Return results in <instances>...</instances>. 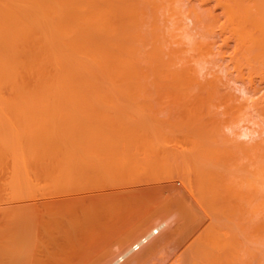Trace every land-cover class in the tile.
Masks as SVG:
<instances>
[{"label":"bare ground","instance_id":"6f19581e","mask_svg":"<svg viewBox=\"0 0 264 264\" xmlns=\"http://www.w3.org/2000/svg\"><path fill=\"white\" fill-rule=\"evenodd\" d=\"M85 86L86 87H88V86L89 87H93V86L104 87L105 86V88H106V86L142 88L143 92H139L138 90L136 92L135 91L134 92H129V91L125 92L126 95L128 94L130 96L137 97V98H138V96L140 97L141 95H144L145 97L149 98L152 91L154 93V96H155V94H158L160 96L162 93H164L161 90V88H164V87H165L166 94L164 93L162 95V97L164 95H166V97H169L168 93L170 91V88H172L171 92H170V94H171L170 96L173 95L172 97H175L177 95V93L178 94L180 93L182 95V98L185 97L182 99L183 101H184V99L186 101L188 98H190L189 99L190 102H191V99L193 100L192 102H194V100H195V101L199 102V105L201 103V105H203V107H205L204 103L206 105L207 104L209 105V102H212L214 100H219L222 103L224 102L225 105H223V104L222 105L224 106V108H226L224 110L225 113L229 114L230 117H232L233 119L234 118H236V119L240 118L241 119L242 117L247 118L246 117L247 115L251 116V118L247 121L248 122L250 121V123H251L252 122L251 119L253 120L252 123H254V127L253 128L249 127L253 130V132L251 130V133L250 132L248 133L247 132L248 130L242 129L243 131H242V133H240L241 130L236 129L235 130L236 132H234V130L232 131L233 134L231 133L232 134L231 136L226 135V133H225L224 135H222V137L220 139H218L217 138L218 136H215V135L217 134V132L220 131V129H219L220 128V121L222 122L223 119L221 120V117L224 116V114L219 118L220 119L218 122L219 125L216 124L219 126V128H217L218 126L216 127L217 132L215 131L214 128H213L214 130H212V131H215V133H211V131H209L208 128L206 129L205 128L206 125L201 127L200 125H203L202 123L204 122L203 121L202 123H200L202 120L201 119L202 116L199 118V114L198 115L195 114L194 118L196 120L197 131L194 130V133L191 135H188V136L183 135L184 141L182 142L183 152L185 151L184 153H182V155L186 154L184 156L185 159H186V157H187V159H189V160L186 159V161L191 162V159H192L193 162H191L190 165L187 162L188 164L186 166H187L188 172H184L182 170L183 173H181L179 171L180 169L176 170L175 172H176V174H182L183 175V177L187 181V184L189 185V187L188 186L187 187L191 189V192L196 196L195 199L197 198V200L201 203L200 205H204L206 207H208V205H210L209 208L212 207V209H213L212 211H215V209L213 207L217 206V211H218V212H216V214H217L221 210L219 205L224 204V202H226L227 199H229V198L230 199L228 200V203H230L232 201L231 197L233 198V196H234L233 200L235 198L238 199L237 197L240 196L239 192H237L238 188L236 190V195L238 193L237 197L235 196V191H234L233 195H230L233 193V190L235 187L234 188L232 187V184L229 183V180L228 181L226 180L227 184H226V182L223 183V181L225 180L224 173L226 172V175H227V171H226V168L228 167L227 164L231 165V162L229 163L228 158H231L232 156L229 157L228 154H230L233 150L234 151H241V152H243L242 154L245 153L244 155H246L248 157V159L246 156H245V158L249 162L245 160L244 164L248 163V165L246 164V167L249 168V166H250L252 168L251 171H250V169L246 168L247 172L246 171L245 172H246V175L248 174V172H252L249 174L252 175V176H250V178H252V180H250V182L253 181V184H250V182H248V183L246 182L245 184H243V186L244 185L246 186L247 184L254 186V189H253L251 186L248 185L249 189H250V187L252 188L251 191L255 190L254 191L255 196H253V199H252L253 205H251V204L250 205L254 206L253 207L254 210L253 209H251V210L257 212L256 214H255V212L254 213L252 212V214H255L256 216H258V217L254 216L255 219L253 220V221H255V223L258 220V224L256 225V226H258L257 227L258 230L255 231L256 226H254L255 227V230H253L254 232L251 231V234H252V232H253V234H256V232H257L256 238H253V239L256 240L255 242H256V246H257L256 251L258 253V258H257V253H256L255 254L256 256H254V260H257L256 263H250V264H264V0H0V168H2L5 165L9 166V163H10V165L12 164L11 166H9L10 169L12 170V172H10L11 176L9 173V177H11V179H10L11 181L13 180L12 182H14V185H15V181L19 182V183L27 182V184L32 183V185L34 184V186H35V184H37V188L41 185V189H44V190L45 189L50 190L51 186L58 185V184H59L58 185L59 187L57 186V189L60 187L62 189L64 187L63 185H65V187L67 186V188H69V186H73L72 184H73V182L75 183V181L73 180L74 178L72 179V177L74 176L75 172L72 175L71 172H73V171H71V166L74 165V167H77V168L80 167V166H78L79 165V163H78L79 157L74 158L75 161L78 160L75 162L72 157H73V154H74V156L76 154L72 153L70 151L68 152L69 149L67 147L75 146L74 148H77L79 146L78 145L79 141L76 140L77 136H79V135L74 136L73 134H80L79 128H80V126L84 127V124L81 123L80 121H76L74 119V117H76V119L81 120L80 117L75 116L77 109L80 107L79 106L80 104H78V108H77L76 104L80 103V101H81L80 98L83 97L81 92H84L83 89H86V88H82V87H85ZM167 87H168V89H167ZM237 87L241 88L242 90L238 89ZM145 88H152V89L160 88L161 93L158 91V89H157V91L159 93L156 90H152L150 92H145V90H146ZM233 88H237L238 90L243 92V95L242 96L241 95L238 96V94L236 95V92L232 91ZM91 90H93V89H91ZM91 90L90 91L88 90V91L91 92ZM167 90H169V91H167ZM155 91H156V93H155ZM111 92H113V91H111ZM92 94H95V93H92ZM122 94L123 93L120 92L121 96H122ZM180 94H179V96H180ZM91 95H87V96H91ZM100 95H101V93H100ZM120 95H118V96L120 97ZM147 95H149V97ZM144 96H142V97H144ZM84 97H85V94H84ZM155 97L159 101L161 99L163 101V99H164V98L159 99L160 97L158 98L157 95ZM83 98H81V99H83ZM122 98H123V96H122ZM122 98H121V100L124 101V99H122ZM147 98L145 100H148ZM143 99L144 98H142L141 101ZM165 99L167 101H165V100L164 101L168 103V99L167 98H165ZM178 99H176V101ZM86 101H87V99H86ZM149 101H151L150 98H149ZM162 101H160V103H162ZM171 101H173V100H171ZM96 102H98V101H96ZM136 102H138V100H136ZM151 102L153 103V101H151ZM177 102H176V104H177ZM86 103H89V101ZM86 103H84V104H86ZM146 103H148V102H146ZM160 103L158 104V102H157L156 103V104H158L157 106H159ZM91 104H93V103H91ZM124 104H125V102H124ZM126 104H129V103H126ZM164 104H161V105H163V108L165 107ZM170 104H171L170 105V109H171V106H173L175 104H173V105H172V103H170ZM179 104H181V103H179ZM105 105H106V103H105ZM182 105H183V103L178 108H175V106H174V113L176 115H172V116L175 117L179 114H180L179 117L181 116L180 112H181V110H184V109H183V107L181 110L179 108H181ZM157 106H156L157 110H160L162 108V107L160 108V106H159L160 109H158ZM86 108H88V105ZM139 108H141V107H139ZM156 108H154V110H156ZM208 108H207V110L209 111L210 106ZM134 109H137V108H134ZM177 109L180 110L178 113L176 111ZM85 111L88 112V110H85ZM105 111H107V110H105ZM105 111L103 110L104 113L101 112V114L104 115ZM131 111H133V110H131ZM167 111H169V110H167ZM171 111L168 112V115L171 113ZM118 112H119V110H118ZM124 112H127V111H124ZM147 112H149V111H147ZM212 112H213V109H212ZM90 113H92L91 110H90ZM134 113H136V112H134ZM189 113H190V111H189ZM222 113H220V114H222ZM159 114H160V112H159ZM137 115H138V113H137ZM156 115H158L157 111H156ZM160 115H162V113ZM70 116H74V117L71 118ZM100 116L102 117V115H100ZM100 116L98 115V119L96 117V120L99 121V122L97 121V124L102 123L100 121V118H99ZM189 116L191 117V115H188V117ZM196 116H198L197 118H199V119H196ZM116 117L119 118V113H118V116H116ZM134 117H137V116H134ZM188 117L187 118L185 117V118L188 120ZM206 117L209 119V117L207 115H206ZM132 118H133V115H132ZM159 118L162 121H164L163 119H165V117L162 118L161 116H159ZM65 119L70 120V121L73 119L75 122L71 123L68 121V123H67L65 121ZM103 119L105 120V118H103ZM112 119H113V116L111 117V120ZM166 119H165V121H166ZM94 120H95V117H94ZM94 120L92 119V122ZM109 120H110V117H109L108 121ZM123 120L121 119L122 122H123ZM133 120H134V118H133ZM146 120L148 123V119H146ZM172 120H173V118H172ZM203 120H204V118H203ZM225 120H223V121H225ZM81 121H84V120H81ZM197 121L200 125L197 123ZM94 122H96V121H94ZM124 122L128 123L129 121H124ZM182 122H184V120ZM189 122H190V120H189ZM78 123L79 124L81 123V125H78ZM85 123H87V122H85ZM127 123H125V124L127 125ZM149 123H151V122H149ZM152 123H153V121H152ZM237 123H238V121H237ZM132 124H133V122H132ZM191 124H193V121ZM191 124H189L188 127H190ZM76 125H77V127H76ZM103 125H105V124H103ZM103 125L101 124V126H99V124H98L99 128L102 127L101 132L99 131V133L102 134V136H101V135H98V133H97L98 130L93 131V129H96V127L93 126L94 128L92 129L91 128L92 124H90L89 129H92V132L90 130H88V132L90 131V133H94L95 135L93 134V136H92V134H91V136H90V134H89V137H87L86 141L90 140L91 137H93V138H94V136L96 137V134H97L98 135L97 138L99 136L102 137L101 141L98 142L99 144H101V146L99 145L98 147H102L105 144H106L105 146H107L108 143H106V141H105V144L102 145L104 143L102 141L103 138H106V137H103V133H102V129L104 128ZM119 125L121 127V123H119ZM183 125H184V123H183ZM183 125H182V127H183ZM226 125L228 126V124H226ZM244 125H246V124H244ZM244 125H242V126H244ZM85 126H86V124H85ZM135 126L136 125H134V127ZM214 126H215V124H214ZM230 126H232V125H230ZM107 127L108 126H106V128ZM86 128L87 127H85V129ZM106 128L104 130H106ZM117 128H116V130H117ZM122 128H123V126H122ZM135 128L133 129V126H132L133 130H135ZM153 128H154V126H153ZM166 128H167L166 129V131H167L168 127H166ZM170 128H172V127H170ZM173 128H175V127H173ZM190 128H194V124ZM198 128H202V129L198 130ZM109 129L106 131H109ZM129 129L127 128V130H129ZM139 129L140 128H138V130ZM164 129H165V127H164ZM228 129L229 128H227L226 130H228ZM238 129H240V127ZM245 129H247V128H245ZM77 130H79V133L76 132ZM112 130H111V132L114 131V130L113 131ZM133 130H132V133H130V138L131 137L133 138L134 135H135L134 138H137V136L139 137V135H141V137H142V135H144L146 137L147 134H149V133L146 134L145 131L140 132V130H139V133H137V135H136V132H138V130L134 131L135 133L133 132ZM153 130H152V132H153ZM183 130H185V129H183ZM86 131H87V129L84 131L85 132L84 135L87 136L88 132H86ZM122 131H124V129H122ZM130 131H131V129H130ZM206 131H207V133H206ZM228 131H230V130H228ZM237 131H239V132H237ZM115 132L117 134L119 131L118 132L115 131ZM142 132L143 133L145 132V133L142 134ZM221 132H219V133H221ZM230 132L228 134H230ZM208 133H209V135H208ZM121 134L124 135V139H125V135L126 136L129 135V132H128V134L127 133L125 134L123 132ZM212 134H214V135H212ZM241 134H242V137L243 136H245V137L247 136V138H248V136H249V138L251 137V140L249 139V142H247L248 140L247 141H241L239 139V137H240L239 135H241ZM80 135H83V134H80ZM84 135H83V137H84ZM113 135H114V133H113ZM218 135H221V134H218ZM104 136H106V135H104ZM110 136H109V138L112 137V136L111 137ZM209 136L211 138L212 137H215V138L211 139V138H209ZM74 137H76V138H74ZM85 137L79 138V140L80 141L85 140ZM119 137L116 136V139H118ZM127 137L129 139V141L127 138L125 139L127 142L124 140V142H126L125 146H128L129 149H134V148H132L133 146L130 148V144H132V142H131L132 139L130 141L129 136H127ZM176 137H179V136H176ZM93 138H92L91 142L87 141V143L93 144V140L95 139V138L94 139ZM63 139H65V140H63ZM98 139H95V141L96 140L98 141ZM112 139H111V141H112ZM120 139H121V137H120ZM137 139H136V141H137ZM142 139H144V137ZM71 140H73V141H71ZM121 140H123V137ZM158 140H159V138H158ZM133 141L135 142V139ZM100 142H102V143H100ZM113 142H114V140H113ZM128 142H131V143L129 144ZM149 142L150 141H148V143ZM160 142H162L161 139H160ZM81 143H84V142L81 141ZM87 143H85V144L88 145ZM98 143H97V145H98ZM163 143H164V141H163ZM164 144H168V143H164ZM117 146L118 145H115V149L117 148ZM154 146H156V144ZM66 148H67V150H65ZM106 148L109 151V148L108 147H106ZM119 148L121 149V147H119ZM128 148L126 150H128ZM63 149L65 152L63 151ZM77 149H79V148H77ZM110 149H111V147H110ZM117 150H119V149H117ZM121 150L124 151L123 154L126 153V157H127V152H125L126 150H123V149H121ZM150 150H151V148H150ZM110 151H111L110 153H112V149ZM66 152H68L67 154L68 155L70 154V155L69 156L67 154L62 155V153L65 154ZM89 152H90V150H89ZM89 152H88V155L90 154ZM91 152L93 153L94 151H91ZM113 152H115V151H113ZM144 152H145V150H144ZM119 153H121V152H119ZM132 153H133V151H132ZM6 154H9L10 158H9V155H6ZM60 154H61V156H63L62 158L60 157ZM71 154H72V156H71ZM93 154L95 157H96V155H98L95 152ZM112 154H110V155H112ZM135 154L137 155V153H135ZM90 155H92V154H90ZM99 155L97 156V159L99 158ZM101 155L103 157V153ZM104 155L108 156V157H113V155L112 156L106 155V154H104ZM230 155H232V154H230ZM118 156H117V158H118ZM83 157L84 156H81V158H83ZM241 157H244V156L241 155ZM106 158H104V160ZM117 158L114 157V158H110V159L115 160ZM137 158H135V159H137ZM139 158H140V156H139ZM101 159H103V158H101ZM110 159L107 158V160H110ZM94 160L96 162V159H94ZM104 160H103V162H102L103 164L101 166L105 167V165H104L105 161ZM120 160H124V159H119V160L117 159V161H114L115 163L112 160H110V161H111V163L113 162L114 165L115 164L119 165V164L123 163V161L121 163ZM110 161H109V164H110ZM118 161H120V162H118ZM138 161H140V159ZM117 162L119 164H117ZM76 163H77V166H75ZM135 163H137V162H135ZM240 163H243V162H240ZM107 165L108 164H106V167H107ZM108 166L112 167V164H110ZM122 166L124 168V165H122ZM134 166L132 165L131 167L132 168L134 167V169L136 170L137 166L136 165H134ZM111 167H109L111 169V171L115 168L113 170V172H115L116 169L117 170L119 169L118 171H120V168H121V167L116 168V166H115L114 168L112 167L113 168L112 169ZM131 167H130V169H131ZM85 169H86V167H85ZM137 169H139V168L137 167ZM228 169L230 170L229 167H228ZM237 169H239V168H236V170ZM242 169L246 170L244 168H242ZM3 170H4V167H3ZM3 170L0 169V172H3ZM80 170H83V169L79 168V171ZM109 170L107 167V171H109ZM229 170H228V174H231L230 173L231 171L229 172ZM243 170H242V172H243ZM85 171L87 172V170H85ZM169 172H171V171H169ZM1 174H0V178L4 175V174H2V175ZM232 174H234V172ZM236 174H237V172L235 173V176L240 177L239 174H237V175ZM240 174L242 177L243 173H240ZM243 175H245V174H243ZM90 176H92V175L90 174ZM98 176H99V174H98ZM137 176H138V174H137ZM230 176L231 175H229L230 179L232 177H234V176H232V177H230ZM248 176L249 175H247L245 179H247ZM68 177H71L72 180L68 181L67 180ZM78 178H76V179H78ZM98 178H100V177H98ZM148 178H149V176L147 177V180H148ZM3 179H4V177H3ZM81 180H83V179H81ZM92 180H93V178H92ZM119 180H121V179H119ZM243 180H244V178H243ZM3 181H2V183H3ZM64 181H66V182L68 181L67 183H69L70 185L69 184L66 185L64 183ZM246 181H248V180H246ZM100 182H102V181H100ZM133 182H131V180H130V183H133ZM238 182H240V181H238ZM222 183H223V185H222ZM21 184H20V186L24 185V184H22V185ZM38 184H40V185H38ZM29 185H31V184H29ZM2 186H4V185H2ZM113 186H115V185H113ZM229 186H231L232 188L231 187L229 188ZM14 187H13V189H14ZM222 187L223 188L225 187V188L223 189ZM226 187H228V189H227L228 192L223 191V190H226ZM237 187H238V184H237ZM52 188H51V190H55L56 187L54 189H52ZM8 189H11V187H9ZM22 189H24V188H22ZM41 189H40V191H41ZM71 189H73V188L71 187ZM229 189L230 190L233 189L232 191H230V194H228ZM65 190H66V188H65ZM177 190H178V188H177ZM182 190L183 189H181V192H183ZM185 190H184V192H185ZM6 191H7V188H6ZM6 191L4 193H6ZM59 191H60V189H59ZM8 192L9 191H7V193ZM181 192L179 190L177 191L178 194H181ZM13 193H15V192H13ZM21 193H22V196H24V198H25V193L23 192V190L21 191ZM21 193H20V195H21ZM138 193H137V196H138ZM170 193H171V191H170ZM159 194H161V193H159ZM174 194H175V191H174ZM174 194L173 193L168 194L169 199L170 198L173 199L174 197H170V195L174 196ZM243 194H244V192H243ZM250 194L253 195L254 193L251 192ZM48 195H47V198H48ZM166 195H167V193H166ZM134 196L136 197V195H134ZM161 196H163V195H161ZM248 196H249V194H248ZM248 196H246V197H248ZM10 197H9V201H12V199L10 200ZM165 197L166 196H164V198ZM220 197H222L221 200L219 199ZM13 198H15L14 200L16 201L18 198V194L15 195V197H13ZM19 198L22 199L21 197H19ZM19 198H18V200H20ZM68 198H66V199H68ZM75 198H77V197H75ZM81 199H84V198H81V197L77 198V199L72 198L69 200H63L62 199L61 201L59 199V201L55 200V202H53L52 200L51 201L48 200V201L43 202L42 205L46 211L45 214H47V217H48V219H46V220H48V223H47L48 227H46V226L45 227L49 229V228L53 227L52 224L57 225V223H58V225H57L58 227H59V224H60V227H62V225L64 224V221L62 223L61 222L59 223L56 221V216L57 215L59 216V214H60V216H59L60 218H58L57 220L62 221L61 218H64L63 217L64 213H66L65 216L68 215V212L72 213V215H73V214H75L73 212L76 209H78L80 211H83L84 209H86L85 211L90 212L89 209L87 210V208H89V206L87 208H84L86 206L83 205L84 200H81ZM114 199H115V197H114ZM131 199H132V197H131ZM166 199H168V197ZM224 199L226 201H223V203H222L221 201ZM115 200L117 202V199H115ZM137 200H139V199H137ZM215 200L216 201L219 200V202L221 204L219 202H218L219 205L216 204L217 202ZM3 201H5V200H3ZM116 202H115V204L117 206H121L120 203L118 205ZM142 202L145 203L144 200ZM174 202H175L174 204L176 206V202H178V201L175 199ZM189 202L190 201H188V204L186 202L185 203L187 205H189ZM94 203H95V201H94ZM126 203L130 204V202H128V201H126ZM138 203H139V201H137V204ZM178 203H180V202H178ZM182 203H180V204L182 205ZM231 203H233V206H235L233 201ZM137 204H136V209L139 208V207H137ZM225 204L222 205L221 207L222 208L226 207ZM42 205H40V208H38V205L36 206L37 209H39L38 210L39 212L41 211L40 209L42 208ZM82 205H83V208H80ZM111 205H113V203H111ZM111 205L108 204V206H110V210H111ZM123 205H125V204H123ZM18 206H19V209H17L18 207H16V209L21 210L20 204ZM108 206H107V208H109ZM113 206H112V209L114 211V209L116 207L113 208ZM127 206L129 207L130 205L127 204ZM161 206H162V204H161ZM163 206L166 207L167 205H163ZM179 206L180 205H178V207ZM23 207L24 206L22 205V208ZM124 207L126 208V206H124ZM132 207H133V205H132ZM134 207H135V205H134ZM141 207H142V205H141ZM178 207H177V209L180 210V208H178ZM218 207L220 209H218ZM0 208H1V206H0ZM14 208H15V206H14ZM3 209L5 211L7 209L9 210L8 206H6V208H3ZM25 209H26V207H25ZM25 209H23V210H25ZM117 209H115V210H117ZM119 209H120V207H119ZM169 209H167V210H169ZM177 209L176 210L171 209V211L172 210L177 211ZM237 209H239V207ZM36 210L34 213H37ZM123 210L125 211L124 208H123ZM127 210L125 213H123V212L116 213L115 212L116 214L113 216H110L112 214H109V213L107 216V214L105 212H100V210H98L100 212V217H98L99 219L103 215L102 213L106 214V217L104 216L101 218V220H102V222L100 221L101 229L97 233H95L96 229H95V231H92L91 234L93 236L89 235L91 237H89V239L88 238L86 239L88 243L84 244L83 246L81 245L80 246L81 248L78 247L75 249V246H74L75 251L72 248L73 253L77 254V256H79L78 254H80V253H83L87 256L90 255L89 258H91L93 256H94V258L100 257V258L104 259V262L100 258L99 259L93 258L94 260L91 258L92 261L91 262L89 261V263L97 264L99 261L101 264H104L105 261H108V259L111 256V253L113 250L112 247L115 246V245L113 246V244H116L119 248H122L126 245L125 246V248H126L127 244H129L134 238L135 239L138 238L135 236L138 235V230H140L141 228L140 229L137 228L139 225L136 224V221L139 222L141 220H137V219H141V218L143 219L144 218V220H145V218L146 219L148 218V217H146L148 215H145V213H144L145 217H143V214L140 211L139 212L141 215H139L138 210H137V215H134V217H133L135 219L131 220L132 215L136 214V211L134 210V208H133V211H131V209H130V211H128V212H132V215H131L130 213H127ZM12 211L13 212L15 211L14 213H16L15 209ZM43 211L44 210H42V212ZM63 211H64V213H63ZM96 211L94 210V212H96ZM134 211H135V213H134ZM223 211H225V210L224 209L221 210L220 214L222 215V213H223V215H224L226 213L225 214L226 216H224V217H226L225 219L227 220L228 216H230V214L228 213L229 211L228 212H223ZM238 211H230V213H232V214L236 213V212L238 213ZM87 212H85V213H87ZM208 212L210 214L212 213L210 211V209ZM9 213L10 212H8L7 216L10 215ZM17 213L19 214V211ZM186 213H184V214L186 215ZM21 214L22 213L20 212V216H21ZM79 214H78V216H79ZM87 214H85V215L87 216ZM89 214H90V216L88 215V217H91V212ZM163 214L164 213L162 212V215ZM168 214L169 213H166L167 216H169ZM172 214H174V213H172ZM181 214L184 215L183 213H181ZM227 214H228V216H227ZM239 214H237V216ZM242 214H243V212H242ZM72 215H70V216L72 217ZM138 215H139V217L141 216V218H138ZM152 215H151V217H153ZM164 215L162 216V218H160V220L165 219V217H167ZM174 215L176 216V214H174ZM14 216L16 217L17 215L14 214ZM41 216H42V214H41ZM43 216H44V214H43ZM43 216H42V218L46 217V216L45 217H43ZM94 216H95V214H94ZM96 216H97V214H96ZM213 216H215V215L214 214L211 215V218ZM21 217L24 218L23 216H21ZM71 217L68 218V216H67L68 219H71ZM215 217L218 218L219 216H215ZM215 217H213V218H215ZM230 217L232 218L234 216L232 215ZM239 217L237 220H240L242 215H240ZM22 218H20V219H22ZM35 218H36V215H35ZM52 218H54L55 221ZM98 218H95V219H98ZM154 218H155V214H154ZM176 218H175L174 222H176V220L179 219V218H177V219ZM211 218H210V220H211ZM217 218H215V220ZM65 219H66V217H65ZM90 219H92V218H90ZM150 219H152V218H149L148 220H150ZM182 219L180 217L179 221H181ZM205 219L207 220V218H205ZM220 219L221 218H219L218 220L220 221ZM2 220H3V218H2ZM19 220H18V226H19ZM86 220H87V217H86ZM196 220H198V219H196ZM218 220H216V221L218 222ZM226 220H225V222H226ZM22 221H24V220H22ZM40 221H42V220H40ZM88 221H89V219L87 220V222ZM152 221L154 222V225L153 224H150V225H153V227L151 228L149 226L150 228L149 227L146 228V230L151 229L150 233L148 232V234H145L146 236H143V237L141 236L142 238H140L137 242V245L134 246L135 250H138L140 248V246L143 244L142 242L144 240H146L152 234L157 233L158 230L166 224V222H164V221H159L160 223H158V224L155 223L156 222L155 220H152ZM234 221H233V219L228 221V222H230L229 223L230 226L234 225V224L231 225V222H234ZM97 222H99V221H96V223ZM150 222L151 221H148L146 223H150ZM167 222H168V220H167ZM170 222L171 221H169V223ZM222 222L223 221H221V223ZM12 223H14V222H12ZM30 223L28 222V224H30ZM43 223L45 224V220ZM221 223H219V226L221 225L220 226L221 228L226 226L224 222H223L224 226H222L223 223L222 224ZM235 223H237V222H235ZM41 224L39 223V227ZM73 224H74V222H73ZM143 224L145 225V222ZM143 224H141V225H143ZM167 224H166V227H167ZM238 224H239V222H238ZM11 225H13V224H11ZM20 225H22V224L20 223ZM49 225H50V227H49ZM56 225H55V227L57 228ZM135 225H137V226H135ZM206 225H207V223H206ZM216 225H218V224H216ZM23 226L26 227V225H24V223H23ZM33 226H35V225H33ZM10 227H12V226H10ZM139 227H141V226H139ZM146 227H147V225H146ZM211 227H212V230H209L211 232L208 231L207 235L211 234L212 236L214 235L213 237H215L218 231L215 232L216 229H215V231H213L214 230L213 228L215 227L214 225ZM17 228L20 229V230L16 229V232L18 235V232L21 231V228H23V227L20 228V226H19ZM56 228L53 227V229H56ZM62 228L66 229L65 226H63ZM76 228H78V227H76ZM171 228L170 227L168 228V231H166L167 234L165 232V235H163L164 231H163V234L159 233V234L164 236V239H163V236H161L163 240L158 241L157 236H156L157 241L155 239V241H153V243L151 242V244H149L150 248L148 246V248H149L148 256L151 255V257H152V255L155 254L156 251L159 253V250H161L162 247H165V245H167V246L171 245L170 246L171 249H168V250H171L170 252L167 249H165V251L168 252V253H166L167 255L162 254V251H160L161 254L159 253L160 258L162 255H163V257H165V256L166 257L164 259L161 258V260H160L159 256L156 254L157 257L154 256V258L156 257L159 259H156V260L154 259L155 260V261L153 260L154 262L157 263V261L159 260L158 264H243V262L239 263L238 261H236L235 257H239L238 256L239 254L235 256L236 252L238 253V251L237 250L234 251L236 246L241 244L242 242L240 243L238 241V244L236 243L235 247H232V250L230 251V250L226 249L227 247L225 248V246H224L225 244L223 245L224 248H222L220 245L221 242L219 243L217 241L218 245L222 248V250L226 249L223 251V253L226 252V253H224L225 255L227 254L225 259L229 256H231L233 259V257L235 256L232 261H229V260L224 261L221 259L222 255L220 256V254L216 251L217 250L216 248L218 247V245L216 248H214L215 247L214 245L217 243L214 242L215 239L212 236H210L209 238L214 239V240L213 239L211 240L212 242H214V244L213 243L211 244L214 247H212L208 243V245H210V247L212 248V249H209L208 245L206 243L207 239H205L207 237H205L204 235H201V232H203V231H201L199 233L196 232V234H198V235H196L197 237H195V238L192 237L193 239L190 240V238L188 237L190 229L188 230V227L186 230L187 232L186 231L179 232V235L176 234V232H178L176 230L177 229L180 230V227H177V225H176L175 230L171 229ZM183 228H184V226H183ZM217 228H219V227L217 226ZM4 229L5 228H3V230ZM34 229H36V228L33 227V230ZM48 229H47V231H48ZM197 229H199V228H197ZM204 229H208V228H203L201 230H204ZM209 229H211V228H209ZM240 229H242L241 226H240L239 230ZM25 230H27V229H25ZM25 230H24V232H25ZM29 230L30 231L32 230L31 226H30ZM50 230L52 231V229H50ZM76 230L77 229H75V231ZM78 230H79V228H78ZM142 230L144 231V228H142ZM192 230H194V229H192ZM57 231H59L61 234V229L58 228ZM65 231H67V229ZM65 231H62V232H64V234H65ZM143 231H139V232L143 233ZM205 231L206 230H204V234H205ZM212 231H213V234H212ZM16 232H15V236L16 237H18V236L24 237L23 238V241H24L26 235L22 236L23 235V232H22V235L19 233V235L17 236ZM37 232H39V231H37ZM43 232H44V230H43ZM59 232H55V234L56 235L58 234L57 236H59L60 235ZM86 232H87V230H86ZM93 232H94V234H93ZM232 232H234V231H232ZM33 234H34V232H33ZM40 234H41V232H40ZM45 234H47V232H45ZM69 234H70V231H69ZM73 234H74V232H73ZM175 234L178 237L174 240V236H176ZM221 234H222V232H221ZM225 234H226V232H225ZM227 234H228V231H227ZM230 234H231V232H230ZM234 234H235V232H234ZM237 234H238V232H237ZM5 235L6 236L8 235L7 232H5ZM49 235H51V234H49ZM53 235L54 234H52V236ZM56 235L53 237L55 238ZM1 236H2V234L0 231V264H10V260L8 262V259L11 258L12 256L14 257L16 249H17L15 244H17V243H15V240L11 238V234L8 235V236H10L9 239H8V237L3 238L4 236H2V237ZM60 236L58 237L59 239H60ZM64 236H66V235H63L61 237H64ZM67 236H68V232H67ZM69 236H70V238L74 237V236L71 237V235H69ZM18 238L16 240L20 239V238L19 239ZM58 238H57V240H58ZM65 238H68V237H65ZM65 238H63L62 240H64ZM215 238L217 240L218 235ZM236 238H237V235H236ZM249 238H250V236H249ZM47 239L48 238H46V241H47ZM159 239H161V238H159ZM232 239H235V237H233ZM67 240L70 241L69 238ZM67 240L66 239L64 240L65 243H68ZM235 240L237 242V240H239V239L237 238ZM64 241H62V242H64ZM161 241H163V243ZM209 241L210 240H208V242ZM224 241H226V240H224ZM224 241H223V243H224ZM25 242L26 241H24V243H23L24 247L21 246L22 250H24L23 248H25V245H26ZM35 242L37 243V241H35ZM74 242H75V240H74ZM232 242H234V241H232ZM81 243H83V242H81ZM138 243H142V244L139 246ZM226 243H227V241H226ZM243 243H244V241H243ZM232 244H234V243H232ZM14 245H15V247H14ZM54 246H56V245L54 244ZM58 246H59V244H58ZM243 246H245V245H243ZM39 247H40V245H39ZM229 247H230V245H229ZM229 247H228V249H231ZM65 248L66 247L64 246V249ZM125 248H123V249H125ZM165 248H167V247H165ZM213 248L216 249L215 254L213 252L214 251ZM241 248H242V246H241ZM241 248L239 247L240 250H241ZM77 249H79V250L81 249V251H83V252H78L79 250L77 251ZM145 250L147 252V249H145ZM211 250H213V251H211ZM227 251H228V253H227ZM232 251H233V253H232ZM248 251L246 253H248ZM142 252H144L146 254V252L144 250H142ZM211 252H213V253H211ZM16 253H19V252H16ZM54 253H52V254H54ZM64 253H65L64 256L67 257L68 251H67V254H66V252H64ZM163 253H165V252H163ZM220 253H222V251ZM230 253L232 255H230ZM69 254H72V253L70 252ZM83 254H80V255H83ZM216 254H217V256L219 255L220 257L218 256L219 258H217ZM60 255L62 256V252L60 253ZM70 256H69V258H72V260H74L73 256H76V255H73L72 257H70ZM245 256H246V254H245ZM151 257L148 258L149 261H150ZM231 257H229V259ZM255 257L257 259H255ZM55 258H57V257H55ZM106 258H108V259H106ZM135 258L137 259V257H135ZM80 259L86 260L87 257L80 258ZM83 260H78V263L81 264L80 261H83ZM96 260H97V262H95ZM138 260L139 261H137L136 264H138V263L140 264V261L142 264H145V263H143V261L140 257L138 258ZM237 260H239V259L237 258ZM22 261L24 263V260H22ZM241 261H243V260H241ZM13 262L11 260L12 264H13ZM114 262L116 263V261H114ZM248 262H247V264H249ZM250 262H251V260H250ZM100 263H98V264H100ZM245 263H246V261H245ZM17 264H20V263H18V261H17ZM151 264H153V263H151Z\"/></svg>","mask_w":264,"mask_h":264},{"label":"rangeland","instance_id":"374dc122","mask_svg":"<svg viewBox=\"0 0 264 264\" xmlns=\"http://www.w3.org/2000/svg\"><path fill=\"white\" fill-rule=\"evenodd\" d=\"M82 88H86V89H83L84 90V92H81L82 93V96L84 97V94H85V97L83 98V97H81V98H83V99H81L80 98V103H77L76 104V107L78 108V104H80L79 106V108L77 109V112L75 113V116H78V117H80V119L81 120H84L85 122H87V123H85L84 121H81V120H79V119H76V117H74V116H70L71 118L72 117H74V119L76 120V121H80L81 123H83L84 124V127H81L80 126V128H79V130H80V134H85V130L87 129V131L86 132H88V130H90L91 132H92V129L94 128L93 126H95L96 127V129H93V131H97V133H98V135H101L102 136V134L101 133H99V131L101 132V128H99L98 127V124H99V126H101V124L103 125V124H105V125H103V129H102V133H103V137H106V138H103V144L102 145H104L105 144V141H106V143H108L107 144V146H102V147H98L99 145L101 146V144H99L98 142L99 141H101V138L102 137H98L97 138V134H96V137L94 136V138L95 139H98V141L96 140L95 141V139L93 138V137H91L90 138V140H87L88 142L90 141L91 142V140H92V138L94 139L93 140V144L92 143H87V141H86V139H87V137H89V134H90V136H91V134H92V136H93V134L94 133H90V131L87 133L88 135L86 136V135H84V137H85V140H81V141H83L84 143H81V141L79 140V138H84L83 137V135H80V134H73L74 136H76V135H79V136H77V139L76 140H78L79 141V146L77 147V148H79V149H77V148H74L75 146H73V147H71V146H69V147H67L69 150H68V152L70 151V152H72V153H75L76 155L74 156V154H73V159L75 158V157H79V161L78 160H76V161H78V163H79V165L78 166H80V167H74V165L73 166H71V171H73V172H71L72 173V175H73V173H74V176L72 177V179L75 181V183L73 182V186H69V188H67V186L65 187V185H63L64 187L61 189V187L60 188H58L57 189V186L59 185H53V186H51L50 187V190L48 189V190H44V189H41V185L40 184H38V185H40L38 188H37V184H35V186H34V184L32 185V183H29V184H31V185H29V184H27V182H21L22 184H24V185H22L21 183H19V182H16L15 181V185H14V182H12L10 179H11V177H9V173L10 172H12V170L10 169V167L9 166H11L10 165V163H9V166L8 165H5V166H3L4 167V170H3V167L2 168H0L1 170H3V172H0V174L2 173V174H4L1 178H0V206H1V208H0V231H1V234H2V236H4L3 238H6V237H8V239L10 238V236H8L9 234H11V238L12 239H14L15 240V243H17V244H15L16 245V248L18 249H16V252H19V253H16L15 252V255H14V257L12 256L11 258H9L8 259V262H9V260H10V264H12L11 263V260H12V262H13V264L15 263V264H17V261H18V263H20V264H22L23 263V261L22 260H24V263L23 264H79L78 263V260H83V259H80V258H85V257H87V259L86 260H83V261H80L81 262V264H91V263H89V261L91 262L92 261V259L94 258V256L93 257H91V258H89V256H87V255H85V254H83V253H80V254H83V255H80V254H78L79 256H77V254H75V253H73V250H72V248L74 249V246H75V249L76 248H78V247H80L81 245L83 246L84 244H87L88 242H87V238L89 239V237H91V236H89V235H92L91 234V232L92 231H95V229H96V231H95V233H97L100 229H101V227H100V221L102 222V220H101V218L102 217H106V214H107V216H108V213L109 214H112V215H110V216H113V215H115L116 213H118V212H123V213H125L126 212V210H127V213H130L131 215H132V212H128V211H130V209H131V211H133V208H134V210L136 211V214H133L132 215V219L131 220H134L135 218H133L134 217V215H137V210H138V214L139 215H141L140 214V212H142V214H143V217H145V215H148V216H146V217H148L147 219L145 218V220H144V218L142 219L141 218V216L139 217V215H138V218H141V219H137V220H141V221H136V224L137 225H139V226H141V227H137L138 229H140V230H138V235L137 236H135V237H138L137 239H133L129 244H127V247L125 248V246L124 247H122V248H119L116 244H113V246L114 247H112L113 248V250H112V253H111V256H110V258L108 259V258H106V259H108V261H105V263L106 264H112L114 261H116V263L114 262L113 264H136V262L137 261H139L138 260V258L140 257L141 259H142V261H143V263H145V264H151V263H153V264H155L156 262H154L156 259H159L160 258V254H161V252L160 251H162V254H166V253H168L167 251H165V249H171V245L170 246H167V245H165V247H167V248H165V247H160L161 248V250H159V253L157 252H155V254L154 255H152V257H151V255L150 256H148V250H149V248H150V245L149 244H151V242L153 243V241H155V239H156V236H157V239H158V241H160V240H163L164 239V236L163 235H165V232L166 231H168V228L170 227H172L171 229H176V225H177V227H180V230L179 229H177L176 231H178V232H176V234L177 235H179V232H183V231H186L187 230V227H188V230H189V238H190V240L191 239H193L192 237H197L196 235H198V234H196V232H201V231H203V232H201V235H204L205 237H207V238H205V239H207L206 241V243H207V245H208V243L211 245L212 243L214 244V242L215 243H217V244H215L214 246L213 245H211L212 247H214V248H216L217 247V245H218V242L220 243V245H221V247L222 248H224V246H225V248L227 249V250H232V247H235V245H236V243L238 244V241L241 243V244H239V245H237L236 246V248H235V250L234 251H238V253L236 252V254H235V256L236 255H238L239 257H235L236 258V261H238L239 263H242L243 262V264H247V262L250 264V263H256V261L257 260H254V256H256L255 254L257 253V246H256V240L255 239H253V238H256V235H257V232H256V234H253V230H255V227L254 226H256L257 224H258V220L256 221V223H255V221H253L255 218H254V216H256L255 214L257 213V212H255V211H253L254 209H253V207L254 206H251V205H253L252 203H253V201H252V199H253V196H255V190L254 191H251V189L253 188L254 189V186H251V185H249V184H247L246 186L244 185L243 186V184H245L246 182L248 183V182H250V180H252V178H250V176H252L251 174H249V173H252V172H248V174L247 175H249L248 176V178L247 179H245L246 178V172H247V169L246 168H248V167H246V164L248 165V163H246V164H244V162H245V160H246V158H245V156L246 155H244V154H242L243 152H241V151H232L230 154H232V155H230V154H228L229 155V157H231V158H228V161H229V163L231 162V165H228L227 164V166L230 168V170L228 169V167L226 168V171H227V175H226V172L224 173V177H225V180L223 181V183L224 182H226V184H227V181L229 180V183L230 184H232V187L234 188V190H233V193L232 194H230V191H232V190H230L229 189V193L228 194H230V195H233L234 194V191H235V196L237 197V195H238V193H237V195H236V190H237V188H238V191L237 192H239V194H240V196L239 197H237L238 199H234L233 200V198H234V196H233V198L231 197V199H232V201L234 202V205L235 206H233V203H231L230 201V203H228V200L230 199H227V201L224 199V200H222L221 202L223 203V201H226V202H224V204H225V206L226 207H224V208H222L221 206L222 205H224V204H222V205H219L218 204V202H219V200L218 201H216L217 203L216 204H218L219 206H220V208H221V210H225V211H223V212H228L229 214H230V216H234V217H230V216H228V214H227V216H228V219L229 220H232L233 219V221L234 222H231V225H233V226H230V222H228L229 220L227 219H225L226 217H224V216H226L225 214L223 215V213H222V215L220 214V211H219V213H217L216 214V212H218L217 211V206L216 207H213L214 209H215V211H212L213 209H212V207L211 208H209V206L210 205H208V207H206V206H204V205H200L201 203L197 200V198L195 199V195L191 192V189L190 188H188L189 187V185L187 184V181H186V179L183 177V175L182 174H176V170H179L181 173H183V171L184 172H188L187 171V164L189 163V165L191 164V162H193V160L191 159V162L190 161H186V159H187V157H186V159H185V155H182V153H184L183 152V148H182V142L184 141V139H183V135H191V134H193L194 133V130H196L197 131V128H196V120H195V114L196 115H198L199 114V118L202 116L203 118H204V120H203V118L201 117V122L200 123H202L203 121V125H200L199 123H198V121H197V123L202 127V126H205L206 125V129L208 128V130L209 131H211V133H215V131L217 130V128H219V118L224 114V116H222L221 117V120L223 119V120H225L226 118V120L225 121H223L222 120V122L220 121V131L219 132H221V133H219V132H217V134L215 135V136H218L217 138L218 139H220L221 137H222V135H224L225 133H226V135H232L233 134V130H234V132H236L235 130L237 129V130H241L240 131V133H242V131L243 130H248L247 132L249 133H251V128H253L254 127V123H252L253 122V120L251 119V123H250V121L248 122L247 120H249L250 118H251V116H246L247 118H245V117H242L241 119L243 120H241L240 118L239 119H236V118H232V117H230V115L229 114H226L225 113V109L226 108H224V106L223 105H225L224 104V102L222 103L221 101H219V100H214V101H212V102H209V105L207 104H205L204 103V106L205 107H203V105H201V103H200V105H199V102H197V101H195L194 100V102H192L193 100L191 99V102L189 101V99L190 98H186L187 100L185 101V99H184V101L182 100L183 98H185V97H183L182 98V95L180 94V96H179V94L177 93V95L181 98H179L177 95L175 96V97H172V96H170L171 94H170V92H171V89L172 88H170V91L169 90H167V91H169V93H168V96L169 97H166V95H164L163 97H162V95L165 93L166 94V92H165V87L164 88H161V90L164 92V93H162L160 96L158 95V94H155V96L157 95V97L159 98V99H161V98H164L163 99V101H162V99L160 100V101H162V103H160V101L154 96V93H153V91L152 90H156L157 91V89H158V91L161 93V91H160V88H155V89H152V88H145L146 90H145V92H150V91H152V93H151V95H150V97H149V95H147L149 98H150V100L151 101H153V103L151 102V101H149V98H147V97H145L144 95H141L140 97L138 96V98L137 97H133V96H130V95H126L125 94V92L127 91H129V92H136L137 90L139 91V92H143L142 90V88H139V87H134V88H128V87H109V86H106V88H105V86L104 87H102V86H93V87H82ZM238 88V87H237ZM233 88L232 89V91H234V92H236V95L238 94V96H242L243 95V92H241L240 90H238V89H241V88ZM91 89H93V90H91ZM107 89V90H106ZM150 89V90H149ZM167 89H168V87H167ZM91 90V92H89V91ZM106 90V91H105ZM113 91V92H111V91ZM125 90V91H124ZM242 90V89H241ZM110 91V92H109ZM156 91H155V93H156ZM157 91V92H158ZM86 92V93H85ZM88 92V93H87ZM101 93V95H100V93ZM104 92V93H103ZM120 92L121 93H123L122 94V96H123V98H122V96L120 95ZM158 92V93H159ZM90 93V94H89ZM92 93H95V94H92ZM106 93V94H105ZM119 93V94H118ZM242 93V94H241ZM92 94V95H91ZM109 94V95H108ZM87 95H91V96H87ZM95 95V96H94ZM118 95H120V97L118 96ZM98 96V97H97ZM102 98H101V97ZM113 96V97H112ZM142 96H144V97H142ZM104 97V98H103ZM119 97V98H118ZM144 98L142 101H141V99L142 98ZM121 98L122 99H124V101H122L121 100ZM141 98V99H140ZM148 99V100H145V99ZM165 98H167L168 99V103L167 102H165V101H167ZM170 98V99H169ZM180 100H179V99ZM86 99H87V101H86ZM97 99V100H96ZM176 99H178L177 101H176ZM129 100V101H128ZM136 100H138V102H136ZM155 100V101H154ZM165 100V101H164ZM171 100H173V101H171ZM183 102H182V101ZM89 101V103H86V102H88ZM91 101V102H90ZM96 101H98V102H96ZM107 101V102H106ZM122 103H120V102ZM171 101V102H170ZM181 101V102H180ZM103 102V103H102ZM124 102H125V104L126 103H129V104H124ZM131 102V103H130ZM146 102H148V103H146ZM158 102V104L160 103V105L161 104H164V108H163V105H159L160 106V108L163 110H161L160 108H159V106H157L158 104H156ZM176 102H177V104H176ZM190 104H189V103ZM84 103H86V104H84ZM91 103H93V104H91ZM105 103H106V105H105ZM167 103V104H166ZM170 103H172V105L173 104H175V105H173V106H171V109H170ZM179 103H183V105L181 106V108H179L180 110L182 109V107H183V109L184 110H181V116L179 117V115H177V116H172V115H176L175 113H174V106H175V108H178L181 104H179ZM193 103V104H192ZM196 103V104H195ZM96 104V105H95ZM154 104V105H153ZM156 104V105H155ZM179 104V105H178ZM223 104V105H222ZM87 105H88V108H86L87 107ZM104 105V106H103ZM108 105V106H107ZM135 105V106H134ZM138 107H137V106ZM199 107H198V106ZM85 106V107H84ZM128 106V107H127ZM156 106L158 107V109H160V110H157V108H156ZM188 106V107H187ZM210 106V110L208 111L207 110V108ZM103 107V108H102ZM139 107H141V108H139ZM143 107V108H142ZM169 109H168V108ZM90 108V109H89ZM102 108V109H101ZM105 108V109H104ZM108 108V109H107ZM126 108V109H125ZM134 108H137V109H134ZM154 108H156V110H154ZM173 108V109H172ZM194 108V109H193ZM224 108V109H223ZM139 109V110H138ZM187 109V110H186ZM196 109V110H195ZM199 109V110H198ZM209 109V108H208ZM212 109H213V112H212ZM85 110H88V112L87 111H85ZM90 110H91V112L92 113H90ZM103 110L105 111V110H107V111H105V114L103 115V114H101V112L102 113H104L103 112ZM118 110H119V112H118ZM131 110H133V111H131ZM167 110H169V111H167ZM172 110V111H171ZM180 110H176L177 111V113L180 111ZM193 110V111H192ZM196 112H195V111ZM201 110V111H200ZM97 111V112H96ZM121 111V112H120ZM124 111H127V112H124ZM140 111V112H139ZM147 111H149V112H147ZM156 111H157V114L159 115V116H161L162 118L163 117H165V119H166V121H165V119H163L164 121H162V120H160V118H159V116L158 115H156ZM160 112V114L162 113V115H160L159 114V112ZM171 111V113L168 115V112H170ZM184 111V112H183ZM189 111H190V113H189ZM211 111V112H210ZM86 112V113H85ZM95 112V113H94ZM112 112V113H111ZM130 112V113H129ZM134 112H136V113H134ZM151 112V113H150ZM164 112V113H163ZM173 112V113H172ZM187 112V113H186ZM192 112V113H191ZM195 112V113H194ZM223 112V113H222ZM109 113V114H108ZM118 113H119V118L118 117H116V116H118ZM137 113H138V115H137ZM184 113V114H183ZM201 113V114H200ZM208 113V114H207ZM211 113V114H210ZM220 113H222V114H220ZM93 114V115H92ZM96 114V115H95ZM113 116V119L111 120V115ZM127 114V115H126ZM133 115V118H134V120H133V118H132V115ZM166 114V115H165ZM194 116H193V115ZM90 115V116H89ZM98 115L100 116V115H102V117L103 118H105V120L100 116L99 118H100V121L102 122V123H98L97 124V121L98 120H96V117H97V119H98ZM116 115V116H115ZM188 115H191V117L189 116L188 117ZM206 115L209 117V119L206 117ZM220 115V116H219ZM110 117V120L108 121V119H109V117ZM121 116V117H120ZM134 116H137V117H134ZM139 116V117H138ZM172 116V117H171ZM193 116V117H192ZM227 116V117H226ZM230 118H229V117ZM94 117H95V120H94ZM124 117V118H123ZM188 117V120L186 119V118ZM198 116H196V119H199V118H197ZM217 117V118H216ZM249 117V118H248ZM94 120V121H96V122H92V119ZM129 118V119H128ZM148 119V123H147V120L146 119ZM171 118V119H170ZM172 118H173V120L175 121H173L172 120ZM180 118V119H179ZM183 118V119H182ZM245 118V119H244ZM90 119V120H89ZM102 119V120H101ZM121 119L123 120V122L121 121ZM137 119V120H136ZM140 119V120H139ZM233 119V120H232ZM89 120V121H88ZM114 120V121H113ZM150 120V121H149ZM169 120V121H168ZM184 120V122H182ZM189 120H190V122H189ZM193 121V124H194V128H190V127H192L193 126V124H191L192 123V121ZM195 120V121H194ZM218 120V121H217ZM229 120V121H228ZM240 120V121H239ZM65 121L68 123V121L69 122H71V123H73V122H75L73 119L70 121V120H67V119H65ZM106 121V122H105ZM118 123H117V122ZM121 121V122H120ZM124 121H129L128 123L127 122H124ZM152 121H153V123H152ZM228 121V122H227ZM234 121V122H233ZM236 121V122H235ZM237 121H238V123H237ZM89 122V123H88ZM99 122V121H98ZM132 122H133V124H132ZM135 122V123H134ZM149 122H151V123H149ZM225 122V123H224ZM231 122V123H230ZM81 123L79 124L78 123V125H81ZM96 123V124H95ZM119 123H121V127H120V125H119ZM125 123H127V125L125 124ZM183 123H184V125H183ZM188 123V124H187ZM224 123V124H223ZM234 123V124H233ZM75 124V123H74ZM85 124H86V126H85ZM90 124H92V129H89L90 128V126L89 125ZM109 124V125H108ZM115 124V125H114ZM138 124V125H137ZM147 124V125H146ZM169 124V125H168ZM186 124V125H185ZM189 124H191L190 125V127H188L189 126ZM214 124H215V126H214ZM216 124H218V125H216ZM223 124V125H222ZM226 124H228V126L226 125ZM236 124V125H235ZM244 124H246V125H244ZM126 125V126H125ZM129 125V126H128ZM134 125H136L135 127L137 128H140L139 130H140V132L141 131H145L146 132V134L147 133H149V134H147V136L145 137L144 135H142V137H141V135H139V137L137 136V138H134V136H133V138L131 137L130 138V133H132V130L135 128L134 127ZM182 125H183V127H182ZM198 125V126H199ZM230 125H232V126H230ZM242 125H244V126H242ZM253 125V126H252ZM106 126H108L107 128H106ZM119 126V127H118ZM122 126H123V128H122ZM132 126H133V129H132ZM153 126H154V128H153ZM187 126V127H186ZM199 126V127H200ZM214 126V127H213ZM218 126V127H217ZM234 126V127H233ZM76 127H77V125H76ZM75 127V128H76ZM85 127H87L86 129H85ZM118 127V128H117ZM164 127H165V129H164ZM166 127H168V132L166 131ZM170 127H172V128H170ZM173 127H175V128H173ZM217 127V128H216ZM229 128L228 130H230V131H228V130H226L227 128ZM231 127V128H230ZM240 127V129H238ZM249 127H251V128H249ZM77 128V129H78ZM99 128V129H98ZM106 128V130H108L109 128V131H106V130H104ZM114 128V129H113ZM116 128H117V130H116ZM127 128L129 129H131V131H130V129L129 130H127ZM135 128V130H133V132L134 131H137L138 130V128L136 129ZM145 130H144V129ZM215 129V131H212V130H214ZM245 128H247V129H245ZM85 129V130H84ZM114 131H113V130ZM122 129H124V131H122ZM154 129V130H153ZM183 129H185V130H183ZM199 129H202V128H198V130ZM243 129V130H242ZM76 130V129H75ZM79 130H77L76 132H78L79 133ZM111 130L113 131V132H111ZM139 130H138V132H136V135H137V133H139ZM152 130H153V132H152ZM115 131H119L117 134H116V132ZM195 131V132H196ZM208 131V132H209ZM127 133L128 134V132H129V135H127V136H129V138H130V141H131V139H132V144H130L131 142H128L129 144H130V148L132 147V148H134V149H129L128 148V146H125V143L127 142L125 139L127 138L128 139V137L125 135V139H124V135L123 134H121V133ZM144 132V133H145ZM205 132V131H204ZM230 132V134H228ZM237 132H239V131H237ZM252 132H253V130H252ZM96 133V132H95ZM105 133V134H104ZM107 133V134H106ZM109 133V134H108ZM113 133H114V135H113ZM135 133V132H134ZM133 133V134H134ZM143 132H142V134H144ZM188 133V134H187ZM206 133H207V131H206ZM210 133V132H209ZM209 133H208V135H209ZM232 133V134H231ZM116 134V135H115ZM120 134V135H119ZM218 134H221V135H218ZM95 135V134H94ZM104 135H106V136H104ZM111 135H113L111 138H109V136ZM149 135V136H148ZM212 135H214V134H212ZM211 135V136H212ZM57 136V135H56ZM116 136H120L121 137V139H122V137H123V140H121L120 139V137L118 138V139H116ZM152 136V137H151ZM176 136H179V137H176ZM240 136V137H239ZM238 137H239V139L241 140V141H247V142H249V139L251 140V137L249 138V136H248V138H247V136L245 137V136H243L242 137V134L241 135H239ZM251 136V135H250ZM73 137V136H72ZM144 137V139H142ZM148 137V138H147ZM170 137V138H169ZM186 137V136H185ZM184 137V138H185ZM245 137V138H244ZM74 138H76V137H74ZM113 138V139H112ZM158 138H159V140H158ZM180 138V139H179ZM209 138H211L210 136H209ZM213 138H215V137H212L211 139H213ZM216 138V139H217ZM242 138V139H241ZM111 139H112V141H111ZM135 139V142L133 141ZM136 139H137V141H136ZM154 139V140H153ZM157 139V140H156ZM160 139H161V141L162 142H160ZM179 139V140H178ZM182 139V140H181ZM215 139V140H216ZM217 139V140H218ZM244 139V140H243ZM63 140H65V139H63ZM74 140V139H73ZM73 140H71V141H73ZM113 140H114V142H113ZM124 140L126 141V142H124ZM150 141L149 143H148V141ZM70 141V140H69ZM128 141H129V139H128ZM139 141V142H138ZM163 141H164V143H168V144H164L163 143ZM96 142V143H95ZM123 142V143H122ZM171 142V143H170ZM77 143V142H76ZM85 143H87L88 145H86ZM97 143H98V145H97ZM100 143H102V142H100ZM135 143V144H134ZM156 144V146H154L155 144ZM92 144V145H91ZM134 144V145H133ZM143 144V145H142ZM77 145V144H76ZM97 145V146H96ZM115 145H118L117 146V148L115 149ZM127 145V144H126ZM137 145V146H136ZM146 145V146H145ZM151 145V146H150ZM161 145V146H160ZM111 147V149H112V153L115 155H113L112 153H110L111 151V149H110V147ZM163 146V147H162ZM168 146V147H167ZM181 146V147H180ZM106 147H108L109 148V151H108V149L106 148ZM119 147H121V149H123V150H126L127 148H128V150H126L125 152H127V157H126V153L125 154H123V152L124 151H122ZM124 147V148H123ZM184 147V146H183ZM65 148V147H64ZM67 148L65 149V150H67ZM140 148V149H139ZM150 148H151V150H150ZM117 149H119V150H117ZM163 149V150H162ZM89 150H90V152H89ZM133 151V153H132V151ZM139 150V151H138ZM144 150H145V152H144ZM63 151H64V149H63ZM91 151H94L95 153H97L98 155H99V158L101 159V158H103V159H97V156L98 155H96V157L94 156V152L92 153ZM113 151H115V152H113ZM131 151V152H130ZM165 151V152H164ZM167 151V152H166ZM65 152V151H64ZM68 152H66L65 154H63L62 153V155H66ZM88 152L90 153V154H92V155H88ZM119 152H121V153H119ZM129 152V153H128ZM230 152V151H229ZM228 152V153H229ZM103 153V157H102V154ZM132 153V154H131ZM135 153H137V155L135 154ZM104 154H106V155H110V154H112L113 155V157H108V156H105ZM122 154V155H121ZM6 155H9V154H6ZM5 155V156H6ZM68 155V154H67ZM70 155V154H69ZM68 155V156H69ZM84 156L83 158H81V156ZM112 155H110V156H112ZM118 156V158H117V156ZM136 155V156H135ZM182 155V156H181ZM227 155V156H228ZM241 155L242 156H244V157H241ZM71 156H72V154H71ZM90 156V157H89ZM101 156V157H100ZM105 156V157H104ZM123 156V157H122ZM139 156H140V158H139ZM8 157V156H7ZM60 157L62 158L63 156H61V154H60ZM93 157V158H92ZM95 157V158H94ZM108 159H110V158H117L118 160L119 159H124V160H120L121 161V163H122V161H123V163L122 164H119L118 162H120V161H118L117 162V164H119V165H114V161H117V159H110V160H112L113 162L111 163V161L110 160H107V158ZM139 158L140 159V161H138L139 159L137 158V159H135V158ZM142 157V158H141ZM247 157V156H246ZM9 158H10V155H9ZM104 158H106L105 160H104ZM134 160H133V159ZM77 159V158H76ZM93 159V160H92ZM94 159H96V162H95V160ZM233 159V160H232ZM236 159V160H235ZM247 159H248V157H247ZM11 160V159H10ZM100 162H98V161ZM103 160L105 161L104 162V165H105V167L104 166H101L103 163ZM133 160V161H132ZM181 162H180V161ZM187 160H189V159H187ZM74 161H75V159H74ZM75 161V162H76ZM94 161V162H93ZM109 161H110V164H112V167L114 168L115 166H116V168H119V167H121L122 165H124V168H123V166L120 168V171H118L117 169L115 170V172H113V170L115 169H113L111 166H108V165H110L109 164ZM185 163H184V162ZM233 161V162H232ZM246 161H248V160H246ZM107 162V163H106ZM135 162H137V163H135ZM143 162V163H142ZM188 162V163H187ZM240 162H243V163H240ZM249 162V161H248ZM108 164L107 165V167H108V170L110 169L109 167H111L113 170L111 171V169L109 170V171H107V167H106V164ZM125 163V164H124ZM166 163V164H165ZM75 164V163H74ZM141 164V165H140ZM182 164V165H181ZM114 165V166H113ZM134 166V165H136L139 169H137V167H136V170L134 169V167L132 168L131 166ZM163 165V166H162ZM75 166H77V163H76V165ZM118 166V167H117ZM84 167V168H83ZM85 167H86V169H85ZM130 167H131V169H130ZM179 167V168H178ZM192 167V166H191ZM190 167V168H191ZM9 168V169H8ZM79 168L80 169H83V170H80L79 171ZM89 168V169H88ZM123 168V169H122ZM141 168V169H140ZM169 168V169H168ZM183 168V169H182ZM236 168H239V169H237L236 170ZM242 168H244V169H246V170H243ZM87 170V172L85 171V170ZM92 169V170H91ZM95 169V170H94ZM125 169V170H124ZM151 169V170H150ZM162 169V170H161ZM171 169V170H170ZM189 169V168H188ZM241 169V170H240ZM248 169H250V171L252 170V168L249 166V168ZM10 170V171H9ZM89 170V171H88ZM94 170V171H93ZM124 170V171H123ZM183 170V171H182ZM191 170V169H190ZM228 170H229V172L231 173V174H228ZM235 170V171H234ZM242 170H243V172H242ZM14 171V170H13ZM111 171V172H110ZM118 171V172H117ZM169 171H171V172H169ZM246 171V172H245ZM249 171V170H248ZM92 172V173H91ZM190 172V171H189ZM234 172V174H232ZM237 172V174H239L240 175V177L239 176H235V173ZM245 172V173H244ZM89 173V174H88ZM157 173V174H156ZM159 173V174H158ZM161 173V174H160ZM171 173V174H170ZM175 173V174H174ZM192 173V172H191ZM240 173H243V174H245V175H243L242 174V177H241V174ZM1 174V175H2ZM88 174V175H87ZM90 174L92 175V176H90ZM97 174V175H96ZM98 174H99V176H98ZM137 174H138V176H137ZM165 174V175H164ZM168 176H167V175ZM236 174V175H237ZM149 176V178H148V180H147V177ZM175 175V176H174ZM229 175H231L230 177H232V176H234V177H232L231 179L233 180H231L230 178H229ZM10 176H11V173H10ZM95 176V177H94ZM97 176V177H96ZM115 176V177H114ZM121 176V177H120ZM124 176V177H123ZM145 176V177H144ZM162 176V177H161ZM228 176V177H227ZM3 177H4V179H3ZM78 178V179H76V178ZM81 177V178H80ZM98 177H100V178H98ZM117 177V178H116ZM161 177V178H160ZM69 178V179H68ZM67 178V180L69 181V180H72L71 179V177H68ZM92 178H93V180H92ZM112 178V179H111ZM115 178V179H114ZM237 178V179H236ZM243 178H244V180H243ZM81 179H83V180H81ZM101 179V180H100ZM108 179V180H107ZM119 179H121V180H119ZM131 180V182H133V183H130V180ZM136 179V180H135ZM139 179V180H138ZM165 179V180H164ZM179 179V180H178ZM236 179V180H235ZM4 180V181H3ZM227 180V181H226ZM231 180V181H230ZM246 180H248V181H246ZM2 181H3V183H2ZM11 181V182H10ZM67 181V182H68ZM100 181H102V182H100ZM121 181V182H120ZM238 181H240V182H238ZM66 181H64V183L66 184V185H68L69 183H67ZM78 182V183H77ZM96 182V183H95ZM119 182V183H118ZM176 182V183H175ZM109 185H108V184ZM111 183V184H110ZM223 183H222V185H223ZM228 183V184H229ZM20 184L23 186H20ZM62 184V183H61ZM76 184V185H75ZM106 184V185H105ZM117 184V185H116ZM121 184V185H120ZM139 184V185H138ZM176 184V185H175ZM225 184V185H226ZM237 184H238V187H237ZM250 184H253V181H251L250 182ZM2 185H4V186H2ZM12 185V186H11ZM15 187H14V186ZM27 185V186H26ZM70 185V184H69ZM113 185H115V186H113ZM156 185V186H155ZM234 185V186H233ZM248 185L249 186H251L250 187V189H249V187H248ZM25 186V187H24ZM30 186V187H29ZM167 186V187H166ZM175 186V187H174ZM177 186V187H176ZM188 186V187H187ZM9 187H11V189H8ZM13 187H14V189H13ZM27 187V188H26ZM36 187V188H35ZM53 187V188H52ZM56 187V188H55ZM59 187V186H58ZM71 187L73 188V189H71ZM131 187V188H130ZM231 186H229V188H230ZM231 187V188H232ZM246 189H245V188ZM3 188V189H2ZM6 188H7V191H9L8 193H7V191H6ZM22 188H24V189H22ZM29 188V189H28ZM51 188L52 189H54L55 188V190H51ZM65 188H66V190H65ZM104 188V189H103ZM140 188V189H139ZM177 188H178V190L181 192V189H183L182 191L183 192H181V194H178L177 193ZM181 188V189H180ZM223 188V187H222ZM225 188V187H224ZM223 188V189H224ZM23 190V192L25 193V198H24V196H22V193H21V191ZM29 191H28V190ZM40 189H41V191H40ZM59 189H60V191H59ZM64 189V190H63ZM68 189V190H67ZM101 189V190H100ZM135 189V190H134ZM186 189V190H185ZM190 189V190H189ZM222 189V190H223ZM227 189H228V187H226V190H223L224 192L226 191V192H228L227 191ZM245 189V190H244ZM14 190V191H13ZM159 190V191H158ZM184 190H185V192H184ZM247 190V191H246ZM3 191V192H2ZM6 191V193H4ZM12 191V192H11ZM52 191V192H51ZM63 193H62V192ZM65 191V192H64ZM78 191V192H77ZM105 191V192H104ZM170 191H171V193H170ZM174 191H175V194H174ZM189 191V192H188ZM249 191V192H248ZM13 192H15V193H13ZM40 192V193H39ZM139 192V193H138ZM243 192H244V194H243ZM251 192H253L254 194L253 195H251L250 193ZM20 193H21V195H20ZM23 193V194H24ZM31 193V194H30ZM36 193V194H35ZM38 193V194H37ZM53 193V194H52ZM90 193V194H89ZM137 193H138V196H137ZM159 193H161V194H159ZM166 193H167V195H166ZM174 194V196L172 195H170V197H174L173 199H169V195L168 194ZM184 193V194H183ZM13 194V195H12ZM18 194V198L19 197H21L22 199H20V200H18V198H17V200L15 201L14 199L15 198H13V197H15V195H17ZM33 194V195H32ZM36 196H35V195ZM49 194V195H48ZM89 194V195H88ZM150 194V195H149ZM177 194V195H176ZM248 194H249V196H248ZM7 195V196H6ZM12 195V196H11ZM28 195V196H27ZM39 195V196H38ZM47 195H48V198H47ZM79 197H78V196ZM134 195H136V197L134 196ZM161 195H163V196H161ZM10 197V200L12 199V201H9V197ZM67 196V197H66ZM77 197V198H84V199H81V200H84V206H86V207H84V208H87L88 206H89V208H87V210L89 209L90 210V212H91V217H88V215L90 216V212L88 211H85L86 209H84L83 211H80V210H78V209H76L73 213H75V214H73L72 215V213H70V212H68V218L69 217H71L70 215H72V217H71V219H68L67 218V216H65L66 215V213H64V211H63V217L64 218H61V220L62 221H59V220H57L58 218H60L59 216H60V214H59V216L57 217L56 216V221L57 222H63L64 221V224L62 225V227L63 226H65V228L67 229V231H65L66 229H64V228H62V227H60V224H59V227L57 226L58 225V223H57V228L55 227V225H53L52 224V226L54 227V228H56V229H53V227H51V228H46V227H48V225H47V223H48V220H46V219H48V217H47V214H45L46 213V211H45V209H44V207H43V205H42V203L43 202H45V201H53V202H55V200H57V201H59V199H60V201L63 199V200H69V199H77V198H75V197ZM124 196V197H123ZM126 196V197H125ZM128 196V197H127ZM149 196V197H148ZM156 196V197H155ZM164 196H166L165 198H164ZM246 196H248V197H246ZM17 197V196H16ZM33 197V198H32ZM69 197V198H68ZM72 197V198H71ZM93 197V198H92ZM114 197H115V199H117V202H116V200L114 199ZM120 197V198H119ZM131 197H132V199H131ZM139 197V198H138ZM155 197V198H154ZM168 197V199H166ZM183 197V198H182ZM246 197V198H245ZM5 198V199H4ZM39 198V199H38ZM59 198V199H58ZM65 198V199H64ZM66 198H68V199H66ZM119 198V199H118ZM131 200H129V199ZM179 198V199H178ZM189 198V199H188ZM228 198V197H227ZM248 198V199H247ZM251 198V199H250ZM97 199V200H96ZM112 199V200H111ZM114 199V200H113ZM125 199V200H124ZM127 199V200H126ZM135 199V200H134ZM137 199H139V200H137ZM141 199V200H140ZM144 200V202L145 203H143L142 201ZM160 199V200H159ZM175 199L178 201V202H180V203H182V205L180 204V203H178V202H176V206H175ZM220 200L222 199V197H220L219 198ZM3 200H5V201H3ZM7 200V201H6ZM109 200V201H108ZM155 200V201H154ZM170 200V201H169ZM197 200V201H196ZM94 201H95V203H94ZM119 205V203H120V205L121 206H117L116 204H115V202ZM120 201V202H119ZM124 201V202H123ZM126 201H128V202H130V204L129 203H126ZM137 201H139V203L137 204ZM159 201V202H158ZM166 201V202H165ZM188 201H190L189 202V205H187L188 204ZM239 203H238V202ZM97 202V203H96ZM99 202V203H98ZM108 202V203H107ZM173 202V203H172ZM187 204H186V203ZM199 202V203H198ZM247 202V203H246ZM111 203H113V205H111ZM178 203V204H177ZM220 203V202H219ZM243 203V204H242ZM15 204V205H14ZM20 204V206H21V210H17V209H19V205ZM108 204L109 205H111V210H110V206H108ZM123 204H125V205H123ZM127 204L128 205H130L129 207L127 206ZM136 204H137V207H139V208H137L136 209ZM161 204H162V206H161ZM221 204V203H220ZM251 204V205H250ZM17 205V206H16ZM22 205L24 206L23 208H22ZM38 205V208H40V205H42V208L40 209L41 211L39 212L38 210L39 209H37V206ZM83 205L80 207V208H83ZM132 205H133V207H132ZM134 205H135V207H134ZM141 205H142V207H141ZM163 205H167L166 207H164ZM178 205H180L179 207H178ZM215 205V204H214ZM6 206H8V208H9V210L7 209L6 211L3 209V208H6ZM14 206H15V208H14ZM107 206L109 207V208H107ZM112 206H113V208L114 207H116L115 209H117V210H115L114 209V211H113V209H112ZM124 206H126V208L124 207ZM16 207H18L17 209H16ZM25 207H26V209H25ZM29 207V208H28ZM97 207V208H96ZM119 207H120V209H119ZM122 207V208H121ZM177 207L178 208H180V210L179 209H177ZM187 207V208H186ZM239 207V209H237ZM16 210V213L19 211V214L17 213H14L12 210ZM123 208L125 209V211L123 210ZM170 208V209H169ZM219 207H218V209H220ZM23 209H25V210H23ZM37 209V210H36ZM100 210V212H105V213H102L103 215L101 216V218L99 219L98 217H100V212L98 211V210ZM102 209V210H101ZM143 209V210H142ZM167 209H169V210H167ZM171 209H174V210H176L177 209V211H174V210H172L171 211ZM208 209V210H207ZM209 209H210V211L212 212L211 214L208 212L209 211ZM251 209H253V210H251ZM33 210V211H32ZM35 210L37 211V213H34L35 212ZM42 210H44L43 212H42ZM94 210L97 212H94ZM104 210V211H103ZM110 210V211H109ZM195 210V211H194ZM198 210V211H197ZM239 210V211H238ZM135 211H134V213H135ZM140 211V212H139ZM167 211V212H166ZM182 211V212H181ZM194 211V212H193ZM207 211V212H206ZM230 211H238V213L237 214H239L238 216H237V214L236 213H230ZM8 212H10L9 214L11 215H9V216H7L8 215ZM12 212V213H11ZM20 212L22 213L21 214V216H23L24 218H22L21 216H20ZM42 212V213H41ZM80 214H79V213ZM85 212H87V213H85ZM116 212V213H115ZM147 212V213H146ZM162 212L165 214H163L164 216H167L166 215V213H169L168 215L169 216H167V217H165V219H161L160 220V218H162ZM166 212V213H165ZM186 213V215L184 214V215H182L181 213ZM203 212V213H202ZM205 212V213H204ZM215 212V213H214ZM242 212H243V214H242ZM252 212L254 213L255 212V214H252ZM30 213V214H29ZM144 213H145V215H144ZM150 213V214H149ZM153 215H152V214ZM172 213H174V214H176V216L174 215V214H172ZM180 213V214H179ZM193 213V214H192ZM4 214V215H3ZM14 214L15 215H17L16 217L14 216ZM39 214V215H38ZM41 214H42V216H43V214H44V216L43 217H45V218H42V216H41ZM78 214H79V216H78ZM85 214H87V216L85 215ZM93 214V215H92ZM94 214H95V216H94ZM96 214H97V216H96ZM154 214H155V218H154ZM208 214V215H207ZM210 214V215H209ZM215 215V216H219L218 218L217 217H215V216H213V217H215V218H217L216 220H218L219 218H221L220 219V221L218 220V222L219 223H221V221H223L224 223H225V225L226 226H224V223L222 224V226H224V227H220L219 226V223L215 220V218H211V215ZM25 215V216H24ZM34 215V216H33ZM35 215H36V218H35ZM76 215V216H75ZM151 215L153 216V217H151ZM171 215V216H170ZM181 215V216H180ZM221 215V216H220ZM240 215H242V217H241V219L240 220H237L238 219V217L240 216ZM7 216V217H6ZM74 216V217H73ZM81 216V217H80ZM94 216V217H93ZM150 216V217H149ZM179 216V217H178ZM187 216V217H186ZM203 216V217H202ZM223 216V217H222ZM3 218V220H2V218ZM32 219H31V218ZM34 217V218H33ZM65 217H66V219H65ZM84 217V218H83ZM86 217H87V220L89 219V221L87 222V220H86ZM136 217V216H135ZM159 217V218H158ZM174 217V218H173ZM179 218L178 220H176V222H174L175 221V218ZM180 217H181V221H179L180 220ZM202 217V218H201ZM231 219H230V218ZM256 217H258V216H256ZM20 218H22V219H20ZM40 218V219H39ZM42 218V219H41ZM90 218H92V219H90ZM95 218H98V219H95ZM149 218H152V219H150V220H148ZM164 218V217H163ZM173 218V219H172ZM176 218V219H177ZM187 218V219H186ZM205 218H207V220L205 219ZM209 218V219H208ZM210 218H211V220H210ZM235 218V219H234ZM240 218V217H239ZM16 219V220H15ZM20 219V220H19ZM28 221H27V220ZM45 220V224L43 223L44 222V220ZM53 220H54V218H52ZM74 219V220H73ZM85 219V220H84ZM159 219V220H158ZM196 219H198V220H196ZM243 219V220H242ZM246 219V220H245ZM258 219V218H257ZM18 220H19V226H20V228L21 227H23V228H21V231H19L18 232V235H19V233L22 235V232H23V235L22 236H24V235H26V237H25V240L24 241H26L25 242V248H23L24 250H22L21 249V246L22 247H24V241H23V238L24 237H20V236H18L17 235V232H16V229L18 230L19 228H17V227H19L18 226ZM22 220H24V221H22ZM40 220H42V221H40ZM74 222V224H73V222ZM143 220V221H142ZM152 220H155L156 222L155 223H160L159 221H164V222H166V224H167V227H166V224L162 227V228H160L159 230H158V232L157 233H154V234H152L151 236H149L146 240H144L142 243H138L139 244V246H140V248L138 249V250H135L134 249V246L135 245H137V242H138V240L140 239V238H142L143 236H146L145 234H148V232L150 233V230L151 229H148V230H146V228H148L149 226L152 228L153 227V225H154V222L152 221ZM166 220V221H165ZM167 220H168V222H167ZM210 220V221H209ZM225 220H226V222H225ZM7 223H6V222ZM34 221V222H33ZM40 221V222H39ZM47 221V222H46ZM55 221V220H54ZM81 221V222H80ZM85 221V222H84ZM91 221V222H90ZM95 221V222H94ZM96 221H99V222H97L96 223ZM134 221V222H135ZM148 221H151L150 223H146V222H148ZM169 221H171L170 223H169ZM185 223H184V222ZM188 223H187V222ZM199 221V222H198ZM12 222H14V223H12ZM28 222L30 223V224H28ZM33 222V223H32ZM142 222V223H141ZM145 222V225L143 224ZM179 222V223H178ZM204 222V223H203ZM211 222V223H210ZM235 222H237V223H235ZM238 222H239V224H238ZM243 222V223H242ZM20 223L22 224V225H20ZM23 223H24V225H26V227L25 226H23ZM36 223V224H35ZM38 223V224H37ZM39 223L41 224L40 225V227H39ZM99 223V224H98ZM140 223V224H139ZM206 223H207V225H206ZM209 223V224H208ZM227 223V224H226ZM245 223V224H244ZM250 223V224H249ZM4 224V225H3ZM6 224V225H5ZM11 224H13V225H11ZM32 224V225H31ZM141 224H143V225H141ZM150 224H153V225H150ZM197 224V225H196ZM216 224H218V225H216ZM243 224V225H242ZM17 225V226H16ZM33 225H35V226H33ZM76 225V226H75ZM78 225V226H77ZM137 225H135V226H137ZM146 225H147V227H146ZM156 225V224H155ZM172 225V226H171ZM179 225V226H178ZM189 225V226H188ZM215 226L213 229V231H215V229H216V231L215 232H217V234H216V236L215 237H217V235H218V239L216 240V238L215 237H213L211 234H208L207 235V232L209 231V230H212V227L211 226ZM230 227H229V226ZM253 225V226H252ZM10 226H12V227H10ZM30 226L32 227V230L30 231L29 229H30ZM46 226V227H45ZM102 226V225H101ZM183 226H184V228H183ZM198 226V227H197ZM217 226L219 227V228H217ZM228 226V227H227ZM240 226H241V228L242 229H240L239 230V228H240ZM33 227L34 228H36V229H34L33 230ZM42 227V228H41ZM49 227H50V225H49ZM76 227H78L79 228V230H78V228H76ZM87 227V228H86ZM100 227V228H99ZM149 227V228H150ZM226 227V228H225ZM235 227V228H234ZM253 227V228H252ZM258 226H256V230L255 231H257L258 230V228H257ZM3 228H5L4 230H3ZM45 228V229H44ZM61 229V234H60V232L59 231H57V229ZM142 228H144V231L142 230ZM197 228H199V229H197ZM203 228H208V229H204V230H206L205 231V234L207 235H205L204 234V230H201V229H203ZM209 228H211V229H209ZM224 228V229H223ZM231 228V229H230ZM235 230H234V229ZM9 229V230H8ZM25 229H27V230H25ZM41 229V230H40ZM44 230V232H43V230ZM47 229H48V231H47ZM50 229H52V231L50 230ZM63 229V230H62ZM75 229H77L76 231H75ZM81 229V230H80ZM98 229V230H97ZM185 229V230H184ZM192 229H194V230H192ZM220 229V230H219ZM230 229V230H229ZM246 229V230H245ZM20 230V229H19ZM23 230V231H22ZM24 230H25V232H24ZM36 230V231H35ZM51 232H50V231ZM70 231V234H69V231ZM86 230H87V232H86ZM225 230V231H224ZM228 231V234L230 235H228L227 234V231ZM4 231V232H3ZM27 231V232H26ZM37 231H39V232H37ZM62 231H65V234H64V232H62ZM90 231V232H89ZM139 231H143V233L141 232H139ZM163 231H164V234H163ZM213 231H212V234H213ZM220 231V232H219ZM232 231H234L235 232V234H234V232H232ZM238 232V234H237V232ZM250 231V232H249ZM251 231H253L252 232V234H251ZM5 232H7V236L5 235ZM15 232H16V235L21 239H19L18 237H16L15 236ZM33 232H34V234H33ZM40 232H41V234H40ZM45 232H47V234H45ZM55 232H59V234L61 235V236H63V235H66V236H64V237H61L60 235V239L62 240L63 238H65V237H68L69 238V240L70 241H68L67 239L68 238H65L66 240H67V242L68 243H65V239L64 240H62V241H64V242H62L58 237L59 236H57L56 234H55ZM67 232H68V236H67ZM73 232H74V234H73ZM187 232V231H186ZM209 232H211V231H209ZM221 232H222V234H221ZM225 232H226V234H225ZM230 232H231V234H230ZM90 233V234H89ZM159 233H161V234H163V235H161V234H159ZM28 234V235H27ZM33 234V235H32ZM44 236H43V235ZM49 234H51V235H49ZM52 234H54L53 236H55L56 235V239L52 236ZM81 234V235H80ZM85 234V235H84ZM93 234H94V232H93ZM166 234H167V232H166ZM175 234V235H176ZM234 234V235H233ZM251 234V235H250ZM47 235V236H46ZM69 235H71V237L72 236H74L73 238H70V236ZM79 235V236H78ZM84 235V236H83ZM174 236V240L178 237V236ZM200 235V234H199ZM233 235V236H232ZM236 235H237V238L239 239V240H237V242H236V240L235 239H237L236 238ZM243 235V236H242ZM255 235V236H254ZM1 236V237H2ZM30 236V237H29ZM46 236V237H45ZM49 236V237H48ZM88 236V237H87ZM93 236V235H92ZM142 236V237H141ZM159 236V237H158ZM161 236H163V239H162V237ZM210 236H212L213 238V240H214V242H212L211 240V238H209ZM249 236H250V238H249ZM28 237V238H27ZM233 237H235V239H232ZM242 237V238H241ZM246 237V238H245ZM19 239V240H16V239ZM45 238V239H44ZM46 238H48L47 239V241H46ZM57 238H58V240H57ZM75 238V239H74ZM159 238H161V239H159ZM250 240H249V239ZM38 239V240H37ZM80 239V240H79ZM84 239V240H83ZM157 239H156V241H157ZM226 240L227 241V243H226V241H224V240ZM241 239V240H240ZM44 240V241H43ZM51 240V241H50ZM74 240H75V242H74ZM208 240H210L209 242H208ZM244 241V243H243V241ZM246 240V241H245ZM35 241H37V243L35 242ZM73 243H72V242ZM218 241V242H217ZM223 241H224V243H223ZM232 241H234V242H232ZM40 242V243H39ZM43 242V243H42ZM47 242V243H46ZM49 242V243H48ZM58 242V243H57ZM62 242V243H61ZM81 242H83V243H81ZM162 243H163V241H161ZM211 242V243H210ZM255 242V243H254ZM21 243V244H20ZM169 243V242H168ZM232 243H234V244H232ZM19 244V245H18ZM23 244V245H22ZM40 245V247H39V245ZM51 244V245H50ZM54 244L56 245V246H54ZM58 244H59V246H58ZM68 244V245H67ZM225 244V245H224ZM15 245H14V247H15ZM37 245V246H36ZM163 245V244H162ZM210 245H208V248L209 249H212L211 247H210ZM224 245V246H223ZM229 245H230V247H229ZM234 245V246H233ZM242 246V248H241V246ZM243 245H245V246H243ZM28 246V247H27ZM46 246V247H45ZM64 246L66 247L65 249H64ZM71 246V247H70ZM117 246V247H116ZM148 246H149V248H148ZM51 247V248H50ZM169 247V248H168ZM219 245H218V247L216 248V249H214V251L213 250H211V251H213L214 252V254H215V252L217 251L219 254H220V256L222 257L221 259L222 260H224V261H232L233 259H234V257H233V259H232V257L231 256H229V257H231L230 259H229V257H227L226 259H225V257L227 256V254L225 255L224 253H226V252H224L223 253V251L224 250H226V249H223L222 250V248H221ZM228 247L229 248H231V249H228ZM238 247V248H237ZM239 247L241 248V250L239 249ZM249 249H248V248ZM31 248V249H30ZM81 248V247H80ZM115 248V249H114ZM117 248V249H116ZM123 248H125V249H123ZM47 249V250H46ZM60 249V250H59ZM75 249H74V251H75ZM130 249V250H129ZM145 249H147V252H146V250ZM36 250V251H35ZM39 250V251H38ZM54 250V251H53ZM66 250V251H65ZM79 249H77V251H78ZM116 250V251H115ZM142 250H144L145 252H146V254L144 253V252H142ZM216 250V251H215ZM249 250V251H248ZM56 251V252H55ZM67 251H68V255L70 256V257H72L73 255H76V256H73V259L74 260H72V258H69V256L67 255V257H65L64 255H65V253L64 252H66V254H67ZM72 253V254H69L70 252ZM76 251V252H77ZM118 251V252H117ZM120 251V252H119ZM169 252L171 251V250H168ZM222 251V253H220ZM240 251V252H239ZM248 251V253H246ZM55 252V253H54ZM62 252V256L60 255V253ZM78 252H83V251H81V249L78 251ZM77 252V253H78ZM163 252H165V253H163ZM213 252H211V253H213ZM52 253H54V254H52ZM217 253V254H218ZM227 253H228V251H227ZM232 253H233V251H232ZM252 253V254H251ZM19 256H18V255ZM56 254V255H55ZM156 254L159 256V258H156L157 256H156ZM217 254H216V256H217ZM245 254H246V256H245ZM38 255V256H37ZM136 255V256H135ZM167 255V254H166ZM230 255H232L231 253H230ZM48 256V257H47ZM50 256V257H49ZM59 256V257H58ZM113 256V257H112ZM139 256V257H138ZM154 256H156L155 258H154ZM219 256V255H218ZM217 256V258H219ZM27 257V258H26ZM42 257V258H41ZM55 257H57V258H55ZM77 257V258H76ZM112 257V258H111ZM135 257H137V259L135 258ZM151 257V259H150V261H149V259L148 258H150ZM166 257V256H165ZM165 257H163V255L161 256V258H165ZM244 257V258H243ZM15 258V259H14ZM37 258V259H36ZM65 258V259H64ZM98 259L100 258V257H97ZM96 257L94 258V259H97ZM161 258H160V260H161ZM237 258L239 259V260H237ZM249 260H248V259ZM257 258H258V253H257ZM256 257H255V259H257ZM21 259V260H20ZM26 259V260H25ZM68 259V260H67ZM93 259V260H94ZM103 262H104V259H102V258H100ZM155 259V260H154ZM16 260V261H15ZM44 260V261H43ZM63 260V261H62ZM100 260V261H101ZM154 260V261H153ZM241 260H243V261H241ZM250 260H251V262H250ZM26 261V262H25ZM50 261V262H49ZM56 261V262H55ZM73 263H72V262ZM86 261V262H85ZM101 261V262H102ZM130 263H129V262ZM159 261V260H158ZM158 261H157V263L156 264H158ZM235 261V260H234ZM245 261H246V263H245ZM22 262V263H21ZM30 262V263H29ZM95 262H97V260L95 261ZM94 263V262H93ZM98 263H100L99 261H98ZM97 263V264H98ZM104 263V264H105ZM101 264V263H100ZM139 264V263H138ZM140 264H142L141 263V261H140Z\"/></svg>","mask_w":264,"mask_h":264},{"label":"built area","instance_id":"2783aa9c","mask_svg":"<svg viewBox=\"0 0 264 264\" xmlns=\"http://www.w3.org/2000/svg\"><path fill=\"white\" fill-rule=\"evenodd\" d=\"M137 249V248H136Z\"/></svg>","mask_w":264,"mask_h":264}]
</instances>
